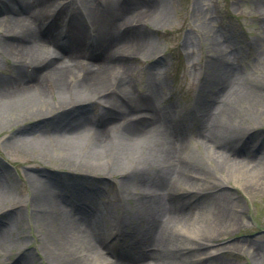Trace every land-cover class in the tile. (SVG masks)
Returning <instances> with one entry per match:
<instances>
[{
    "label": "bare ground",
    "instance_id": "bare-ground-1",
    "mask_svg": "<svg viewBox=\"0 0 264 264\" xmlns=\"http://www.w3.org/2000/svg\"><path fill=\"white\" fill-rule=\"evenodd\" d=\"M10 1L13 2L15 14L0 19V24L4 23L11 30L18 29L20 33L12 35H20L22 41L15 44L12 40H4L0 42V47L6 53L17 56L20 63L28 60L25 62L33 67L27 78L22 76V64H19L21 72L16 80L6 82L0 79V128L17 123L28 116L37 118L36 125L39 127L36 128L43 129L40 137L44 136L45 142L22 136L14 137L13 142L23 147H42L46 152L59 151L62 154L60 159L71 167L97 168L102 166L103 161V171L120 174V186L123 192L129 197L136 198L128 218L122 220L123 224L131 227L128 237L130 239L119 248H113V244L110 245L108 242L109 237L103 235L88 209L76 198L59 193L62 192L64 184L60 186L52 176L45 178L40 173L30 174L34 196L33 210L43 220L48 219L47 223L54 227L52 239L57 253L51 256L52 262L54 264L97 262L99 264H182L183 262L187 264V257H199L218 250L208 251L207 249L212 247L210 244H205L206 242L190 245L183 237L173 238L167 234L166 229L168 233L180 231L184 235L196 237L197 230L205 229L200 224L192 228L187 222L191 219L194 202H190V196L193 195L187 196L174 191V187L180 182L190 179L186 169L191 166L192 151L187 137L183 134L179 137L180 133H174V128L168 126L167 116L161 114L162 107L155 102L154 87L150 84L151 89L147 86V91L142 97L136 96L130 90L126 78L130 67L112 62L119 55L130 56L140 51L148 52L151 47L147 40L136 44L133 40L123 38L120 41V37H113L112 30L109 31L108 28V24L112 23L111 19L120 20L119 24L127 20L132 25L130 28H133L129 33L134 34L138 28L136 29L137 26L132 23H138L146 18H155L157 22L163 21L165 17V14H162L165 10L163 0H157L154 8L139 12L134 6L136 0H129L130 4L127 6L124 4L123 7L114 3V0H105L101 11L96 13L97 9L90 12L99 28L98 33L91 36V41L89 33L87 34L86 31L85 34L84 27L76 18H71L70 31L63 36V31L62 33L58 31L57 16L54 15L53 21L47 22L41 10L42 6L27 10L31 5H35L33 3L38 1L39 5L41 3L44 5L47 0ZM254 2L256 6L261 7L264 22V0H254ZM4 4H7V1L0 0L1 12L6 11L3 8ZM80 12L81 10H78L74 16H79ZM58 13L60 15L61 12ZM36 25L44 29L46 38L36 35ZM107 46H112L111 50H116L114 59L110 60L111 54L106 55L102 51L97 52L96 57H92V53L89 52V49L96 52L97 49ZM211 48L215 52L213 56L215 63L214 67L210 68L212 76L206 82L209 90L204 89L203 95L198 96L200 101L194 113L195 120L199 122L200 130L205 131L200 134L203 135V146L207 151L209 150L211 156L218 162L230 160L246 168L247 164L253 161L251 159L253 153L235 162V154L244 150L235 147L236 141L238 143L244 136H239L240 138L237 139L241 134L240 131H234L235 136H227L224 130L229 129L230 118L237 104H243L244 108L247 106L248 109L246 108L245 111L255 114L264 97L261 91L244 90V87L239 88L235 85L232 88L228 87L227 93L224 92L231 76H242V72L230 67L225 50L217 37L212 39ZM84 51L90 54L92 58L90 61L82 58ZM108 72L111 74L107 83ZM113 72L117 74L116 80L111 77ZM154 74L149 72L148 78L151 79ZM5 83L10 84L8 86ZM48 83L54 91L55 105L48 101V94L45 91ZM105 102L109 106H106ZM57 108L61 110L56 111ZM95 108L100 109L96 121L101 125L97 127L90 123V116L88 117V114L90 115L88 111L97 110ZM139 110H150V116L147 117L148 115L143 113L131 115V112ZM25 131L26 129L23 128L16 132L24 134ZM245 134L244 132L243 135ZM250 135L248 133L244 141ZM184 147L188 148V152L184 151ZM205 169L204 172L209 171ZM148 176L152 177V181L143 180ZM238 176L241 178V174ZM234 181L239 183L241 180L236 178ZM138 184H144L147 188L143 187L138 193L136 192ZM164 184L165 186L162 187ZM68 186L76 190L81 188L72 183ZM180 189L184 192L197 190L193 187L189 189L180 187ZM99 190L101 189L97 191ZM116 191L115 186L112 192L119 197ZM11 197L10 187L0 183V206L8 202ZM212 198L213 212L210 211L212 222L209 224V229L210 225L221 228L229 221L234 223L236 219L230 211L229 197L224 192H219ZM120 199L123 201V198ZM68 208L72 211L76 209L78 218L76 214H71ZM160 215L162 216L158 218ZM137 220L143 226L136 233V231L132 232L131 221ZM163 226L164 232H161L160 237ZM172 241L175 243L173 244ZM13 242L12 238L0 233L2 250H7ZM150 242L153 247L151 249L147 247ZM253 254L264 261V247L259 246L258 249H254ZM191 263L205 264L204 261L202 263L191 261Z\"/></svg>",
    "mask_w": 264,
    "mask_h": 264
},
{
    "label": "rangeland",
    "instance_id": "rangeland-1",
    "mask_svg": "<svg viewBox=\"0 0 264 264\" xmlns=\"http://www.w3.org/2000/svg\"><path fill=\"white\" fill-rule=\"evenodd\" d=\"M6 1L7 4L3 5L6 11H0V19L15 14L13 2ZM156 1L136 0L134 6L138 12L148 10L155 7ZM163 2L165 10L163 9L162 14H165V17L161 22H157L155 18H146L138 23H132L137 26L136 29H139L133 34L129 33L133 30L130 28L132 26L130 22L125 20L121 25L118 23L120 20L113 18L108 28L109 31L112 30L113 37H120V41L124 38L133 40L136 44L144 40L149 42L151 49L148 52L140 51L130 56L120 52L122 55L112 62L130 67L126 78L130 84V90L136 96L142 97V94L147 91V86L150 89L151 86L154 87L155 102L162 107L161 114L167 116L168 126L171 125L170 128L173 129L170 123H174V128H177L178 133L181 134L179 137L182 134L187 137L192 151L191 166L186 169L190 179L180 182L174 187V191L183 192L184 190L180 187L188 189L193 187L204 193L195 200L191 219L187 222L192 228L200 224L205 229L197 230L196 237L184 235L180 231L168 233L166 229L167 234L173 238L183 237L190 245L206 242L205 244H210L212 247L208 248V251L218 249L210 253L215 256L205 260H199L205 255L187 257V264H192L191 261H201V263L204 261L205 264H264L262 259L253 254L254 249H258L259 246L264 247V101L255 114L245 111L248 107H242L243 104L234 105L229 129L224 130L227 136H235L234 131H240L241 134L237 139L241 136L246 137L248 133L251 134L246 141L238 143L236 141L235 145L238 150L244 149L241 153L235 154V162L253 153L251 156L253 161L247 164L246 168L230 160L218 162L211 156L209 150L207 151L203 146L204 139L201 134L205 131L200 130V124L195 120L194 114L200 101L198 96L203 95L204 89L209 90L206 82L212 76L210 68H213L215 63L213 57L215 52L211 48L214 37H217L222 44L230 67L242 72V76H231L224 92L227 93L228 87L232 88L235 85L239 88L244 87V90L261 91L264 97V22L261 7L256 6L254 0H163ZM114 3L123 7L124 4L129 5L130 1L114 0ZM33 4L35 5H31L27 10L42 6L41 10L47 22L53 21L49 20L53 14L57 16L58 31L62 33L65 26L66 32L62 34L65 36L70 31L72 17L81 22L85 34L86 31L97 34L99 28L90 12L97 9L96 13L101 11L105 0H56L55 2L47 0L44 5L42 3L39 5L38 1ZM160 8L162 10V7ZM78 10L81 12L76 17L74 15ZM58 12H61L60 15ZM158 13L157 11L156 14ZM35 27L36 35L46 38L44 29L42 30V27L38 25ZM17 32L20 33L18 29L11 30L4 23L0 24V42L12 40L15 44L20 43L22 41L20 35H12ZM112 48L107 46L97 49L96 52L89 49V52L92 53V57H96L97 52L100 51L106 55L111 54L109 57L111 60L114 59L116 51L111 50ZM90 54L84 51L82 58L90 61L92 59ZM25 61L28 60L20 63L17 56L6 53L0 47V79L6 82L16 80L15 78L21 72L19 64H22V76L27 78L33 65ZM25 70L29 72L26 73ZM149 72L155 73L151 79L148 78ZM110 74L108 72L106 75L107 83ZM116 75L113 72L111 76L114 77L113 80H116ZM5 84L9 86L10 83ZM45 91L48 94V101L55 105L56 98L50 83L45 87ZM105 103L109 106L107 102ZM59 109L61 110L57 108L56 111ZM150 112V110H139L131 112V115L143 113L149 117ZM88 113L92 115L91 110ZM36 122L37 118L28 116L17 123L0 128V183L10 187L12 195L11 201L0 206V233H4L7 238L10 237L14 241L7 250L0 248V264H19V261L22 262L21 264H54L51 260V256L57 253L52 239L54 227L47 223L48 219L43 220L33 210L34 196L30 179L32 173H40L45 178L52 176L60 186L64 184L62 192L59 191V193L76 198L86 207L105 237L112 231L119 232L121 235L119 239L123 241L119 239L115 241L118 246L124 245V240L128 242L130 239L128 237L131 227L123 224L122 220L128 218L136 198L129 197L123 192L120 186L121 175L103 171V161L102 166L97 168L71 167L60 159L62 154L59 151L46 152L42 150V147H23L13 142L14 137L18 136L45 142L43 140L45 137H40L43 129L38 130L36 127L39 126ZM23 128L26 129L24 134L16 132ZM244 132L245 135H243ZM261 143L263 144L260 147ZM187 150L188 148L184 147V151ZM177 152L181 154L180 151ZM204 168L209 171L205 169L204 172ZM95 171L96 173H93ZM95 177L96 179H93ZM236 178L241 181L235 182ZM145 179L152 181L151 176L143 180ZM109 182H112L113 189L116 186L119 197L111 191L113 189L107 190ZM71 183L81 188L72 189L68 186ZM164 186L165 184L162 187ZM93 187L95 189H92ZM143 187L147 188L144 184H138L136 192L140 193ZM104 191L111 192L106 195ZM219 192H224L229 197L230 211L236 220L234 223L229 221L226 225L223 224L221 228L210 225L209 229V224L212 222L210 211L213 212L212 196ZM120 198H123V201ZM76 209L72 211L70 208L68 211L76 214ZM131 224L132 232L136 231V233L143 226L138 220L131 221ZM161 232H164V226L160 230V237ZM172 242L175 243V241ZM147 247L152 248L151 242ZM185 253L187 254L186 251ZM21 258L24 260H20Z\"/></svg>",
    "mask_w": 264,
    "mask_h": 264
}]
</instances>
